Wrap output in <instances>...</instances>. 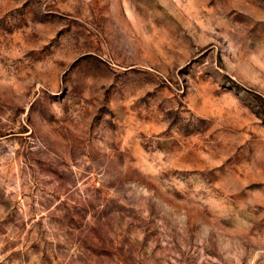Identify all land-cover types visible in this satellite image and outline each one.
<instances>
[{
    "label": "rangeland",
    "instance_id": "rangeland-1",
    "mask_svg": "<svg viewBox=\"0 0 264 264\" xmlns=\"http://www.w3.org/2000/svg\"><path fill=\"white\" fill-rule=\"evenodd\" d=\"M0 264H264V0H0Z\"/></svg>",
    "mask_w": 264,
    "mask_h": 264
}]
</instances>
